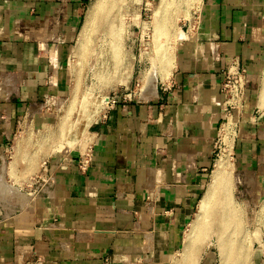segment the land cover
Here are the masks:
<instances>
[{
  "label": "crops",
  "instance_id": "obj_1",
  "mask_svg": "<svg viewBox=\"0 0 264 264\" xmlns=\"http://www.w3.org/2000/svg\"><path fill=\"white\" fill-rule=\"evenodd\" d=\"M89 1L0 0V149L22 122L52 126L40 103L71 93L56 61ZM181 25L168 75L151 92L123 91L92 125L86 170L78 155L58 157L43 173L51 182L39 183L45 197L1 205L0 264H170L208 183L231 60L249 80L232 158L243 185L264 197V0H200Z\"/></svg>",
  "mask_w": 264,
  "mask_h": 264
},
{
  "label": "rangeland",
  "instance_id": "obj_2",
  "mask_svg": "<svg viewBox=\"0 0 264 264\" xmlns=\"http://www.w3.org/2000/svg\"><path fill=\"white\" fill-rule=\"evenodd\" d=\"M199 1L168 0V3L166 2L163 7H160V0H104L92 26V32L90 34L91 41L88 48L91 52L88 51L87 56L78 64L77 60L79 56L76 54L77 39L82 25L87 18V9L82 25L78 27L74 40L67 51L57 59L56 63L67 70L71 84L70 87H72L70 94L74 93L78 98L76 106L72 107L70 111L71 118H75V114L77 117H86V120L83 121L86 123L88 137L92 125L106 111L108 107L107 99L109 97L125 90L126 93L135 95L138 93L140 87L148 88L151 92V89L154 90L157 80L160 77H166L168 75L171 65L166 66L164 68L165 70H162L163 65L160 59L165 58L166 54V57L168 56L172 59L170 56L173 50H170V48L174 49L178 39L182 37L181 24L190 18L191 12L196 9ZM91 2L92 0L89 1L88 5ZM107 11L108 13L111 12L108 14ZM156 22L158 23L159 30L161 29L159 31L157 27L159 35L155 31ZM161 23L165 26H161ZM163 26L167 29V31L164 30V34L162 31ZM160 32L162 36L167 35L163 38ZM154 34L155 37L157 36L156 38L153 36ZM159 37L162 39L160 40ZM165 37H168V39ZM154 39L159 41L156 43ZM165 40L166 42L168 41L167 44ZM154 42L157 47H160L159 49L154 45ZM173 45L174 47H172ZM166 46H168L169 51ZM115 47L119 49L117 53L115 52L117 57L112 54ZM161 47H164L163 53L161 52ZM111 54L113 56H111L112 60L110 58ZM158 55L160 58L157 57ZM58 56L55 54L54 57ZM121 60L123 63L121 69L113 67L115 66L113 63ZM55 70L58 73L60 71L62 75L63 71L61 68L56 67ZM69 98L70 95H65L59 99L48 96L40 103V110L38 111L44 115L51 114L55 122H53L54 124L52 123V126L48 130L49 132L56 129L58 119L61 116L60 114L64 113L63 111L68 104ZM85 104H90V107H84ZM84 108L88 110V113L83 112ZM91 113L92 115H90ZM228 118H231L234 122V134L236 124L235 116H223L217 139L214 142L213 162L207 182L210 180L215 161L222 155L228 154L230 174L228 176L229 179L227 177L225 179L224 185L227 184V186H223V188L229 191L230 199L234 203L236 210L235 223L239 228H243H240L236 236L237 247L240 246L241 248L238 247L232 250L228 264H255V259L258 257H261L262 264H264V197H256V195L251 193L250 188L243 185L242 179L238 176L235 168L232 150L226 147L220 139L221 132H223L222 126ZM39 130L44 129L40 127L34 128L28 121L27 123L22 122L17 125L16 130L9 137L7 143L0 149V207L6 203L5 205L9 209L16 210L18 205L25 201L26 197L29 199L39 196L45 197L43 193L40 194V190L36 186L38 177L40 175L44 176L42 168L43 162H46L48 165V162H52L58 157L68 158L69 155H78L79 157L88 153L89 139H86L85 146L82 147L83 138H72V134H70L72 130L64 134L61 141L55 140L56 138L54 137L49 138L46 142H37L36 144L33 141H37V139L42 137V134L46 133V131ZM27 139L32 141V143L29 142L30 144L27 145L26 143V145H23V142ZM17 142L20 143L19 147L17 146ZM260 208L263 211L261 216L257 218L255 215ZM196 212L197 206L190 222L194 219ZM219 219V217H215L214 215L208 217V221L211 222L209 223L210 226L205 224L206 226L204 225V227L206 229L203 228L206 231L204 235H206L203 236L202 234L201 238L197 237L195 239L192 252L193 259L191 261L193 264H220V252L216 246V231H218L220 225ZM189 223L182 230L178 248L172 255V258L169 259L170 264H180L179 261H182L184 247L187 241L186 235L190 227ZM239 250H241V254H238ZM240 255L242 258L238 257ZM237 257L241 258V260L236 259ZM175 260L177 261L175 262ZM103 264H110V262L104 261ZM113 264H144V262L132 258H123Z\"/></svg>",
  "mask_w": 264,
  "mask_h": 264
},
{
  "label": "bare ground",
  "instance_id": "obj_3",
  "mask_svg": "<svg viewBox=\"0 0 264 264\" xmlns=\"http://www.w3.org/2000/svg\"><path fill=\"white\" fill-rule=\"evenodd\" d=\"M160 2H161V6L160 7H163L166 4V2L168 3V0H160ZM103 3H104V0H92L91 4L88 7L87 18L85 19V21H84V23L82 25L81 32H80L79 37L77 39V48H76L77 53L76 54H78V56H79V58L77 60L78 61V64H80V62L83 61L84 57L87 56V53L89 51L88 48L90 46V41H91L90 34L92 32V26L94 24V19L96 18L97 12L100 9L101 4L103 5ZM107 13H108V11H107ZM106 18H107V16H106ZM157 22H156V29H155L156 33H158L157 32V27H158L157 26L158 25ZM162 25H164V24L161 23V26ZM164 26L162 28L163 34L165 32L164 30L167 31V29L164 28ZM158 30H159V27H158ZM110 31H111V28H110ZM153 31H154V29H153ZM94 32H95V30H94ZM107 34H108V32H107ZM157 35H159V33ZM160 35L162 36L161 32H160ZM165 35H167V34H165ZM100 36H101V34H100ZM104 36H106V35H104ZM110 36H111V33H110ZM153 36L155 37V34ZM164 36H162V37L164 38ZM113 38H115V37H113ZM165 38L168 39V37H165ZM159 39H160V37H159ZM156 40L154 39V41H156ZM158 41H156V43ZM165 42H166V40H165ZM167 42H166V44H167ZM163 44L165 45V43H163ZM154 45L156 46L155 42H154ZM167 47L168 46H166V48ZM172 47H174V45ZM157 48L159 49L160 47H157ZM161 49H162V51H161ZM161 49H160V51L163 53L164 47L163 48L161 47ZM117 50H119V49H117V47H115V49L113 50V53H112L114 56L116 55ZM170 50H173L174 51V49H171V48H170ZM168 51H169V49H168ZM173 51H171V56L169 55L170 57H172V52ZM89 52H91V51H89ZM109 52H111V51H109ZM154 52H156V50H154ZM157 52H158V50H157ZM165 53H166V51H165ZM112 54L110 55V58H111ZM155 54L157 55V53H155ZM159 55L157 57H159ZM166 55H165V58L160 59V60H162V63L161 64L163 65V68L161 67L162 70L164 68H166V66L168 67V65H171L170 63H171V60L172 59L169 58L168 56L166 57ZM162 56H164V55L162 54ZM116 57H117V55H116ZM160 57H161V55H160ZM111 60H112V58H111ZM115 63H113L115 66H113V65L112 66L115 67V68H117V69H121V67L123 65L122 60L119 61V62H115ZM169 70H170V68H169ZM59 73H60V71H59ZM163 75L165 76V74H163ZM163 78H165V77H163ZM77 100H78V98H77V96L74 93L70 94V98L68 100V104H67V106L65 105L67 108L64 106L66 109L64 108V111L62 110L64 113L63 114H60L61 116L58 119L56 129L53 130V131H50V132L46 130L47 132L44 133V134H42L41 135L42 137H40L39 139H37V141H33V142L36 143V144H37V142L43 143V142L48 141L49 138H54V137L56 138L55 140H60L61 141L62 140V137L64 136V134H66L70 130H72L70 132V134H72V138L73 137H82L83 138L82 139L83 140L82 141L83 143L81 144V146L84 147L85 146L84 143H85L86 139L87 138L89 139L88 134H87V130H86V123L83 121V120H86V117L85 118L83 116H81V117L78 116L77 117V115L75 114V118L72 119L71 118V114H70V111H71L72 107L76 106ZM84 107L88 108V107H90V104H85ZM86 108L83 109V112L88 113V110ZM90 115H92V113ZM233 126H234V122H233V120L231 118H228L226 120V122L222 126L223 132H221L222 135H221V138L220 139L223 142V144H225V146L228 147V148H231V144H232V140H233L232 139L233 138ZM24 142H23V145H26V143H27V145L30 144V143H32V141H29V139H27ZM58 143H59V141H58ZM19 145H20V143L17 142V146L18 147H19ZM55 152H57V151H55ZM27 159L28 160H31L30 158H27ZM229 174H230V163L228 161V154L227 155L224 154V155H222L221 157H219L215 161L214 166H213V170L211 172L210 180L207 183L206 188H205V191L202 194V197L200 198V200L198 202L197 212L195 214V217L189 223V226L190 227H189V231L187 232L188 234L186 235V240L187 241H186V244H185V247H184L185 248L184 249V256L182 257V261H179L180 264H186V263L187 264H193V262H191V261L193 259V253L192 252H193V249H194L195 239L197 237H200L201 238L202 234H203V236L206 235V234L204 235V233H206V231L203 230V228H205L204 227L205 224L206 225H209V223H211L210 221H208V217H212V215H214L215 217H219L220 218L219 219L220 225L218 227V231H216V233H217L216 246H217V248H218V250L220 252V264H228V261L231 258V252H232V250L234 248L240 247V246L237 247V244L238 243H236L237 242L236 236H237V232L240 231V228L241 227L239 228L237 226V224L235 223L236 210L234 208L233 201L230 199V195L228 193L229 191H226V189L223 188V186L224 187L227 186V184L224 185V183L226 181L225 180L226 177L228 178ZM228 183H229V181H228ZM262 211H263L262 208L258 209L255 216L257 218H259L261 216V214H262ZM238 228H239V230H238ZM241 229H243V228H241ZM241 242H243V241H241ZM240 252H241V250H239V253L238 254H241ZM242 256H244V255H242ZM245 256H246V254H245ZM238 257H241V255L238 256ZM238 257L236 259L241 260L242 257L241 258H238ZM244 258H246V257H244ZM180 260H181V258H180ZM176 261L177 260H175V262Z\"/></svg>",
  "mask_w": 264,
  "mask_h": 264
},
{
  "label": "built area",
  "instance_id": "obj_4",
  "mask_svg": "<svg viewBox=\"0 0 264 264\" xmlns=\"http://www.w3.org/2000/svg\"><path fill=\"white\" fill-rule=\"evenodd\" d=\"M248 82L249 80L246 70L240 66L237 60H231L223 73V80L220 85V90L224 95V100L222 103L224 117L227 115L236 116L242 109ZM119 99H125L123 92L113 94L111 97H109L107 99L108 107L115 105ZM88 163L89 151L88 153H85L76 159V166L81 171L86 170ZM46 165V162H43L42 168L44 173L47 172ZM44 176L40 175L38 177L36 181V186L38 188L40 186V181H45L46 183L51 182V178L49 176L47 177V180H44Z\"/></svg>",
  "mask_w": 264,
  "mask_h": 264
}]
</instances>
